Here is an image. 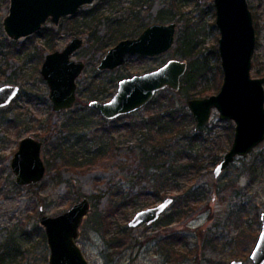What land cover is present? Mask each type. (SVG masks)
<instances>
[{"label": "rangeland", "instance_id": "374dc122", "mask_svg": "<svg viewBox=\"0 0 264 264\" xmlns=\"http://www.w3.org/2000/svg\"><path fill=\"white\" fill-rule=\"evenodd\" d=\"M170 1L154 0L149 11L140 12L141 17H148L149 24L156 22L155 17L158 11L166 7ZM247 1L254 15L257 33L251 76L262 77L264 76V0ZM212 5H214L215 14L211 8ZM9 7L10 0H0V86L10 83L8 80L11 75L13 77L15 75L20 86L17 97L8 106L0 108V248L8 241L10 234L17 236L20 242V255L16 256L11 264H49L51 249L47 236L46 238L43 236L46 232L40 223L41 215H58L84 197H80L79 193L94 195L100 191L107 193L96 203L94 199L89 198L91 208L80 226L77 239L89 264H230L233 259L242 260L244 264H253L250 253L254 245H247L242 249L236 240L241 231L254 232L257 227L258 235L261 231V221L259 224L257 217L260 220L264 212V159H261L264 157V141L247 156H238L228 168L216 175L215 169L219 163L209 162L213 156L207 153L218 152L223 145H226L229 150L231 146L228 144L230 134L228 126L231 124L234 126V121L221 119L217 109H213L207 128L203 131L205 140L196 145L198 149L203 148V152L207 150V160L201 170H198V173L193 169L187 170L173 179L170 185L163 187L166 190L160 193L162 198L174 196L176 201L161 219L150 226L145 223L136 227L129 226V222L138 210L159 202L156 200L154 182L142 177L141 182L138 183L139 179L133 181L130 177L139 163V150L135 148V145L138 139H143L144 133L148 132L149 136L156 133V137L160 136L155 132L156 129L140 130L139 122H136L139 118L137 119L136 115L120 119L116 123L115 130L108 133L110 131L107 127L110 124H98L101 122L102 115L92 111L90 101L96 99L91 100L90 95L92 90L94 93H100L103 87L114 91L116 87H113L111 79L119 73L129 76L141 74L162 66L171 58L184 59L175 52L177 39L181 34L180 26H183V23L174 19L172 21L177 25L175 43L166 53L155 57L134 55L124 65L114 70L98 69L107 51L118 43L113 39L114 33L124 35L129 32L126 26H132L131 20L140 9L136 5V0H96L91 7L81 9L94 10L86 20L83 19V15H80L71 19L66 16L61 20L60 25L48 22V26H53L59 32L56 38V50H62L74 36L85 38L84 46L72 55V58L82 59L86 63L77 79L78 89H82L78 93L80 102L74 105L75 108L71 111L56 112L52 120L59 124L64 121L70 123V119L76 115H87L88 121L93 122L87 124V133L83 137L96 143L92 152L98 149L101 142L106 146L113 140L114 146L111 150L113 154L108 155L107 158L98 156L99 159L95 160L92 167L82 170L69 168L59 176L56 170L48 167L47 158L50 153L43 145L42 155L47 166L45 177L34 185L16 183V174L11 162L21 139L28 135L41 139L44 134H48L42 124H46L47 118L54 110L49 98L50 88L45 79L43 78L42 81L39 76H42L41 66L46 54L55 50H47L44 53V59L41 58L40 48L45 43V37L40 36L37 31L26 38L13 40L24 41L25 46L23 53L15 54L13 45H8L6 42L5 37L8 36L2 22L9 13ZM182 9L191 17V22H197L194 25L195 33L205 47L203 52L208 53L209 49L218 45L220 37L218 26L212 24L213 22L216 24L214 0H183ZM100 17L102 18L101 28L97 32V37L91 36L89 31ZM119 24L122 27L120 31ZM185 60L188 61V59ZM209 67L205 76L198 79L192 93H198L206 84L213 86L216 79L221 80V76L219 77L217 73L214 56L209 57ZM257 69L262 73L258 74ZM14 71L19 72L18 78ZM99 71L103 73L97 80L96 73ZM22 85L32 90L30 97L23 94ZM212 90L214 91V87ZM179 91L180 89L176 91L178 93H175L174 105L186 102L188 104L189 99L184 96V92ZM35 93H43L45 100L40 99L41 95L38 96ZM162 98L166 99V96ZM166 103V100H160L156 104L145 105L140 114H146V116L154 114L159 111V108H164ZM149 107H151L150 110ZM187 108L190 110L188 106ZM17 112L22 113L19 122H25L19 126L16 125L18 120L13 119ZM9 118H12V121H9ZM103 119L106 118L103 117ZM187 124L189 126L184 129L195 126V120ZM71 125L75 126V124L69 125L73 129ZM75 134L72 140L78 137ZM62 135L65 141L69 133L64 131ZM180 137L182 138V134ZM49 159L53 162L52 157ZM132 159L135 161L133 162ZM253 165L255 168L252 169ZM142 173L143 176L146 175L143 170ZM187 189L190 199L185 200L184 207H180L178 197ZM113 191H120L119 193L127 195V199L134 198L122 208L111 206V196L108 192ZM138 195L140 201L135 198ZM242 203L245 206L244 217L240 218L239 204ZM109 211H113L109 215V226L112 232L120 228L123 230L125 225H128L124 234L126 244L116 249L106 246V240L101 233H104V228L101 225L102 230L98 231L94 222L98 212L104 215ZM25 230L30 234L24 236ZM121 233L123 234V231ZM176 235L180 237L179 241L176 240ZM122 239L125 241L124 237ZM165 240H172L173 246L175 241L178 242L176 248L181 249L178 255L173 254L172 251L168 259L167 248H161L164 245L161 243ZM0 251L3 250L0 249Z\"/></svg>", "mask_w": 264, "mask_h": 264}, {"label": "water", "instance_id": "95a60500", "mask_svg": "<svg viewBox=\"0 0 264 264\" xmlns=\"http://www.w3.org/2000/svg\"><path fill=\"white\" fill-rule=\"evenodd\" d=\"M96 0H10L9 13L3 19L4 30L12 40H20L35 34L50 20L59 25L63 17L74 15ZM216 25L220 31L218 51L223 70L220 90L212 95L188 100V107L195 120V130L207 128L213 109L220 118L235 124L234 139L230 149L215 169L219 175L238 156L248 155L264 141V76L252 77V57L257 33L253 12L247 0H214ZM177 25L152 23L138 36L121 39L107 51L98 69L114 70L125 64L135 54L158 56L169 51L175 43ZM85 39L74 36L62 50L46 54L41 75L47 82L53 110L60 112L72 108L77 101V79L86 63L72 55L84 46ZM188 68L183 59H169L162 66L141 74L121 79L114 95L107 101H90L106 119L135 112L147 105L157 92L164 89L178 91L182 77ZM20 92L18 84L0 86V108L8 106ZM43 141L33 135L25 136L19 143L11 166L18 185H34L46 175ZM167 198L160 204L138 210L129 222L136 227L144 222L156 221L172 202ZM91 208L88 196L82 197L69 209L58 214H43L40 223L45 228L51 249L49 264H89L78 237L80 226ZM261 231L252 250L255 264H264V212L261 214ZM230 264H243L232 260Z\"/></svg>", "mask_w": 264, "mask_h": 264}, {"label": "trees", "instance_id": "16d2710c", "mask_svg": "<svg viewBox=\"0 0 264 264\" xmlns=\"http://www.w3.org/2000/svg\"><path fill=\"white\" fill-rule=\"evenodd\" d=\"M182 1L183 0H171L166 7H162L158 11L155 20L158 22H164L176 19L183 23V26H180L181 34L178 36L175 52L176 54H179L182 58L188 59V68L182 78L181 88L179 92H184V96L187 99L193 97H205L213 94L215 91L218 92L221 87L220 84H222L221 82L223 81V70L221 68V60L219 56L218 45H214L212 49H209L208 53L203 52L205 50V47H203L201 40L198 39V34H196L194 30V25H196L197 22H191V17L184 13L182 9ZM153 3L154 0H136V5H138L140 9L139 12L134 15V19L131 20L133 21L131 24L132 26H126L129 32L124 35L114 33L113 39H115L116 41H120V39L124 37H135L139 35L140 32H142L143 29L149 24L148 17H141L140 12L142 10L149 11L152 8ZM211 8L213 9V13L215 14L214 5H212ZM93 11L94 10L91 8L88 9V11L80 10L77 15L69 16L67 18L71 19L83 15V19L86 20L88 16L93 13ZM134 11L132 13V16L134 14ZM101 19L102 18L100 17L98 22L93 24L92 30L89 31L91 36L96 35L97 37V32L101 28ZM117 21L120 20L117 19ZM212 24L216 26L215 22H213ZM120 26L121 24H119L118 26L119 31L122 30V27ZM37 33H39L40 36L45 37V43L40 48V56L44 59V53L47 50H56V38L59 32L55 30L53 26H48V24H45L42 29ZM5 38L6 42H8V45H13L15 49V54L20 55L21 52L23 53L25 51L24 41H13L10 40L8 37ZM139 56L142 57V55ZM211 56H214L216 59L217 73L219 74V77L221 76V80L218 81V79H216L213 86L206 84L198 91V93H192V89L197 84L198 79L201 76H205L207 71H209V57ZM14 72L16 74V77L18 78L19 72ZM256 72L258 74L262 73V71H258V69ZM101 73L103 72L99 71L96 73L97 80L98 76ZM125 76L127 75L119 73L117 76L113 77L111 79L113 87L117 88L119 81ZM39 78L42 81L44 80L42 76H39ZM8 81L13 84L19 83V80H16L15 75L14 77L11 75ZM212 87H214V91L212 90ZM116 88L113 91L112 89L110 90L107 87H103L100 90V93H94V91L92 90L90 98L91 100H107L108 98L110 99L116 92ZM21 90L23 94L28 95V97L32 95V90L28 89L26 86L22 85ZM81 91V88L78 89V93H80ZM175 93L178 92L173 91L171 89H164L159 91L148 103L149 105H147L150 106L156 104L160 100H166L167 103L166 105L163 104L164 108H159V111L155 112L154 114L151 113L150 115L146 116V114H140L143 109H139L133 113L122 115L108 121L106 119H103V117L101 116V122L98 123L99 125H102L103 123H109L110 126L107 127V129L110 132H108L106 129L104 130L108 133H111L117 127L116 123L120 121V119L127 116L134 117V115H136L135 117L139 119L135 120H137L136 122H139L138 126L140 130H144L145 128H149L152 130L156 129L155 132H157L159 134L158 136L160 137H156V133H154V135L152 136H149V133L147 132L143 134V139L137 140L135 148L139 150V163H137L136 169L130 176L133 181L135 179H137L138 181L139 179L138 183L141 182L142 177L154 182V192L157 196L156 200L162 198V195L160 193L162 192V190H166V188L163 187H167L168 185H170L173 179L178 178L181 174L191 169L198 173L197 171L201 170V168L206 163L208 155L213 156L209 162H211L212 164H218L222 159L223 155L228 150L226 145L221 146L219 151L215 153H207V150L203 152V148H196V145H198L201 141L205 140V133L196 132L194 126L189 127L188 129H184V127L189 126V124L187 123L193 122V116L191 111L187 108V102L185 104L174 105V102L176 101ZM36 95H41L40 99L45 100V95L43 93H37ZM163 96H166V99H163ZM46 100H48L47 96ZM78 102H80L79 97L75 105L78 104ZM87 104H89V102ZM74 108L75 107L73 106L72 108L64 110V112L71 111ZM150 108L151 107H149V110ZM92 111L99 113V111L94 108L92 109ZM55 113L56 112L52 111L51 115L47 118L46 124H42L48 134H44L41 139L43 141L44 147H46V150L50 153V156L47 158L48 167L56 170L59 176L62 175L63 171L68 170L69 168L82 170L84 168L92 167L95 160L99 159L97 158L98 156L107 158L108 155L113 154L111 152L114 146L113 140L107 143L108 145L106 146L104 145L105 143L101 142V144L98 146V149L95 152H92L93 146L96 145V143H94L93 140H87L83 137L87 133V124L89 125L93 122L88 121L87 115H76L70 119V123H66L64 121V123L59 124L52 120V116ZM21 115L22 113L17 112L13 118L18 120V123L16 124L18 126L22 123H25L19 122L21 121ZM8 120L12 121V118H9ZM23 120L27 121L26 119ZM71 123L75 124V126L71 125L73 126V129L72 127H69ZM228 127L230 128L228 144L229 146H231L234 137V126L233 124H231ZM64 131L69 133V135L67 136L68 138H65V141L62 135ZM74 133H76L78 137L72 140V136L74 135ZM180 134H182V138L180 137ZM206 153L208 154L207 156ZM50 157H52L53 162L50 161ZM261 159H264V157H262ZM132 161L134 162L135 159H132ZM142 170L145 172L146 175L143 176ZM119 192L120 191L108 192L111 196L110 204L111 206L122 208L127 205L129 200H133L134 197L131 199H127V195ZM188 192L189 190L187 189L186 192H184L178 197L177 201L180 202L182 205L184 204L185 200L190 199ZM106 193V191H100L99 193L94 195L79 193V196H88L89 198L94 199L96 203L99 202L105 196ZM135 198L140 201L139 195ZM239 206H241L239 216L240 218H242L244 217V203L239 204ZM112 213L113 211H109L108 214L103 215L102 213L98 212L94 222L98 231L102 230V227L104 228V233H101L103 234L104 239L106 240V246L108 248L116 249L117 247H123L126 244V236L124 234L125 231H127L128 225H125L123 230H121L120 228L119 230L112 232L109 226V215ZM257 220L260 224V220L258 219V217ZM101 225L102 227L100 228ZM257 229L258 227L255 229L254 232H240L241 235L239 234L236 241L239 243L242 249H244L247 245H253V243L257 240ZM121 231H123V234L121 233ZM29 234V231H23L24 236ZM43 236L46 238L45 233H43ZM123 237L125 238V241L122 239ZM177 239L179 241L180 237L176 235V240ZM163 243L164 245L161 246V248H167L168 259L170 258V255H172V251L173 254H179L181 249L179 250L176 248L178 243L177 241H175L174 246L172 245V240H165L161 244ZM19 244L20 242L18 240V237L13 234H10L8 241L3 245L2 248H0L3 250L2 252L0 251V264H11L14 262L16 256L20 255ZM139 244L142 243L139 242Z\"/></svg>", "mask_w": 264, "mask_h": 264}, {"label": "flooded vegetation", "instance_id": "af4514ba", "mask_svg": "<svg viewBox=\"0 0 264 264\" xmlns=\"http://www.w3.org/2000/svg\"><path fill=\"white\" fill-rule=\"evenodd\" d=\"M91 6H92V5H91ZM91 6H90V5H86V6L81 7V8L78 10V12H77L76 14H74V15H77V14L79 13V11H80L82 8H85V7H91ZM74 15H70V16H74ZM63 18H64V17H63ZM63 18H62V19H63ZM62 19H61V20H62ZM61 20H60V23H61ZM48 22H51V21L49 20ZM171 22H173V21H171ZM171 22H170V23H171ZM60 23H59V25H60ZM152 23H160V22L156 21V22H152ZM152 23H150V24H152ZM150 24H148L146 27H148ZM146 27H145V28H146ZM145 28H144V29H145ZM41 29H42V28H41ZM144 29H143V30H144ZM140 33H141V32H140ZM137 36H138V35H137ZM135 37H136V36H135ZM126 38H131V37H126ZM84 39H85V38H84ZM118 42H119V41H118ZM135 55H138V54H135ZM139 55H140V54H139ZM133 56H134V55H133ZM133 56H131V57H133ZM144 56H145V55H144ZM158 56H159V55H158ZM131 57H130V58H131ZM148 57H155V56H148ZM130 58H129V59H130ZM123 65H124V64H123ZM152 70H154V69H152ZM149 71H151V70H149ZM146 72H147V71H146ZM134 75H135V74H134ZM131 76H133V75H131ZM125 77H130V76L127 75V76H125ZM125 77H123V78H125ZM123 78H122V79H123ZM77 84H78V83H77ZM77 94H78V89H77ZM113 95H114V94H113ZM77 99H78V96H77ZM98 100H100V99H98ZM107 100H109V99H107ZM107 100H104V101H107ZM100 101H103V100H100ZM94 109H95V108H94ZM141 109H142V108H141ZM97 110H98V109H97ZM98 111H99V110H98ZM99 113H100V112H99ZM193 119H194V118H193ZM234 131H235V124H234ZM233 139H234V137H233ZM232 142H233V141H232ZM231 145H232V144H231ZM256 147H257V146H256ZM252 151H253V150H252ZM252 151H251V152H252ZM226 152H227V151H226ZM224 155H225V154H224ZM224 155H223V157H224ZM246 156H247V155H246ZM223 157H222V159H223ZM239 157H245V156H239ZM222 159H221V160H222ZM236 159H237V157L235 158V160H236ZM221 160H220V161H221ZM233 162H234V161H233ZM233 162H232V163H233ZM232 163H231V164H232ZM229 166H230V165H229ZM254 167H255V165L252 166V169H253ZM227 168H228V167H227ZM225 169H226V168H225ZM225 169H224V170H225ZM167 198H172L173 200H172V202H171V203L165 208V210L162 212V214L160 215V217H159L156 221H154V222H152V223H150V224L144 222L145 224H147V225L150 226V225H152L153 223L157 222L159 219L162 218L163 214L167 211V209H168V208H169V207H170V206L176 201V197H174V196H172V197H167ZM167 198H165V199H167ZM165 199H163V198H159V199L157 200V201H159V202H157V203L155 202V204H152V206H155V205L160 204V203H161L162 201H164ZM184 206H185L184 204H183V205H182V204L180 205V207H184ZM149 207H151V206H149ZM146 208H148V207H146ZM142 209H144V208H142ZM140 210H141V209H140ZM260 221H261V219H260ZM261 224H262V223H261ZM259 234H260V233H259ZM258 237H259V235H258ZM258 237H257V240H258ZM257 240L254 242V244H253L254 246H253L252 250L254 249V247H255V245H256V243H257ZM252 250H251V253H252ZM251 253H250V258H251ZM233 260H235V259H233ZM252 262H253V260H252ZM230 263H231V262H230ZM243 264H244V263H243ZM253 264H255V263L253 262Z\"/></svg>", "mask_w": 264, "mask_h": 264}, {"label": "bare ground", "instance_id": "6f19581e", "mask_svg": "<svg viewBox=\"0 0 264 264\" xmlns=\"http://www.w3.org/2000/svg\"><path fill=\"white\" fill-rule=\"evenodd\" d=\"M254 17V16H253ZM139 55V54H138ZM142 56H144V55H142ZM220 56V55H219ZM172 59V58H171ZM183 60H185V59H183ZM187 61V60H186ZM222 68V67H221ZM223 76H224V74H223ZM222 83H223V81H222ZM13 84V83H12ZM222 85V84H221ZM221 88V87H220ZM220 90V89H219ZM158 93V92H157ZM215 94V93H214ZM212 95V94H211ZM75 105V104H74ZM67 110V109H66ZM133 113V112H132ZM192 113V112H191ZM101 114V113H100ZM102 115V114H101ZM103 116V115H102ZM193 116V115H192ZM104 117V116H103ZM105 118V117H104ZM195 127V126H194Z\"/></svg>", "mask_w": 264, "mask_h": 264}]
</instances>
